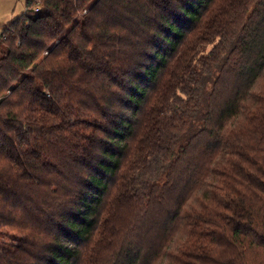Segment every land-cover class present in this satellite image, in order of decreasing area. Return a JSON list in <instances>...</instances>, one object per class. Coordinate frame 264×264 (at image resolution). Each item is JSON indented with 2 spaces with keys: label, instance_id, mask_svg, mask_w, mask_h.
<instances>
[{
  "label": "trees",
  "instance_id": "1",
  "mask_svg": "<svg viewBox=\"0 0 264 264\" xmlns=\"http://www.w3.org/2000/svg\"><path fill=\"white\" fill-rule=\"evenodd\" d=\"M25 6L0 35V264H264V0Z\"/></svg>",
  "mask_w": 264,
  "mask_h": 264
},
{
  "label": "rangeland",
  "instance_id": "2",
  "mask_svg": "<svg viewBox=\"0 0 264 264\" xmlns=\"http://www.w3.org/2000/svg\"><path fill=\"white\" fill-rule=\"evenodd\" d=\"M26 0H0V35L3 29L21 17L26 10ZM1 57V50H0ZM0 236V245H8L13 241L14 233L8 229H3Z\"/></svg>",
  "mask_w": 264,
  "mask_h": 264
},
{
  "label": "built area",
  "instance_id": "3",
  "mask_svg": "<svg viewBox=\"0 0 264 264\" xmlns=\"http://www.w3.org/2000/svg\"><path fill=\"white\" fill-rule=\"evenodd\" d=\"M35 11H37V9Z\"/></svg>",
  "mask_w": 264,
  "mask_h": 264
}]
</instances>
